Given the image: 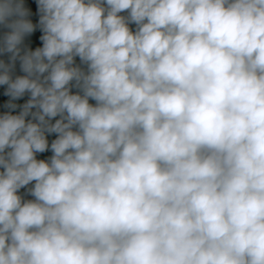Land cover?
I'll use <instances>...</instances> for the list:
<instances>
[{"label":"clouds","instance_id":"1","mask_svg":"<svg viewBox=\"0 0 264 264\" xmlns=\"http://www.w3.org/2000/svg\"><path fill=\"white\" fill-rule=\"evenodd\" d=\"M0 264H264V0H0Z\"/></svg>","mask_w":264,"mask_h":264}]
</instances>
